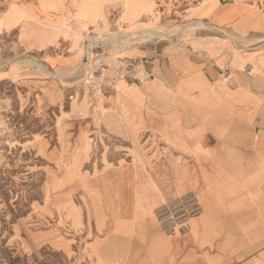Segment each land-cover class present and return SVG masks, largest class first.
I'll return each mask as SVG.
<instances>
[{
  "label": "rangeland",
  "instance_id": "rangeland-1",
  "mask_svg": "<svg viewBox=\"0 0 264 264\" xmlns=\"http://www.w3.org/2000/svg\"><path fill=\"white\" fill-rule=\"evenodd\" d=\"M34 1L0 0V264H81L91 244L127 237L133 213L194 212L190 196L160 208L148 203L144 165L161 158L140 156L136 143L146 141L132 142L121 128L128 115L121 94L112 103L85 84L86 46L103 47L104 63L126 65L135 54L144 84L142 62L166 46L209 33L246 48L264 42V0H148L134 18L121 1L95 12L82 0L86 6L64 13L58 0H38V14ZM225 5L242 7L241 24L259 30L240 32L234 23L215 31L199 20ZM57 62L65 70L48 66Z\"/></svg>",
  "mask_w": 264,
  "mask_h": 264
},
{
  "label": "crops",
  "instance_id": "crops-1",
  "mask_svg": "<svg viewBox=\"0 0 264 264\" xmlns=\"http://www.w3.org/2000/svg\"><path fill=\"white\" fill-rule=\"evenodd\" d=\"M119 1L130 18L148 3L89 0L87 6L100 12L105 3ZM58 2L63 6L58 12L64 13L86 6L82 0ZM32 5L38 14L39 1ZM242 9L225 5L198 17L215 31L234 23L240 32L256 29L241 24L248 17ZM247 11L251 13V8ZM260 40L246 48L221 34L202 35L163 48L153 57L152 78L144 84L128 87L129 81L115 82L112 103L121 94L128 113L121 128L132 142L139 135L146 141L142 148L136 143L140 156L161 158L159 164L144 165L149 176L142 187L153 194L148 203L160 208L190 196L194 212L189 218H173L155 208L138 216L133 213L127 237L119 236L115 245L91 244L81 264H264V42ZM134 55L127 58L134 61ZM48 66L65 70L61 62ZM131 92L136 101L129 98Z\"/></svg>",
  "mask_w": 264,
  "mask_h": 264
},
{
  "label": "built area",
  "instance_id": "built-area-1",
  "mask_svg": "<svg viewBox=\"0 0 264 264\" xmlns=\"http://www.w3.org/2000/svg\"><path fill=\"white\" fill-rule=\"evenodd\" d=\"M226 1V0H224ZM90 46V45H89ZM106 51L103 47L90 48L88 45L85 49L83 67L85 71V84L95 85V89L100 93L105 101L110 97L108 92L113 90V86L118 80H127L130 82H141V80L135 77V70L138 68V61H132L126 65L121 60L112 61L110 63H104V59H108ZM121 64V65H119ZM148 61L142 62V68L147 75V79L152 78L151 68ZM114 71V76L110 77L108 74L110 71Z\"/></svg>",
  "mask_w": 264,
  "mask_h": 264
},
{
  "label": "bare ground",
  "instance_id": "bare-ground-1",
  "mask_svg": "<svg viewBox=\"0 0 264 264\" xmlns=\"http://www.w3.org/2000/svg\"><path fill=\"white\" fill-rule=\"evenodd\" d=\"M214 10H216V9H214Z\"/></svg>",
  "mask_w": 264,
  "mask_h": 264
}]
</instances>
